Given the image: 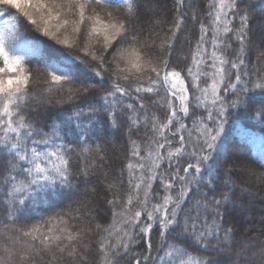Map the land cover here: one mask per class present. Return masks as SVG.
Listing matches in <instances>:
<instances>
[{
    "label": "snow or ice",
    "instance_id": "6c2138e0",
    "mask_svg": "<svg viewBox=\"0 0 264 264\" xmlns=\"http://www.w3.org/2000/svg\"><path fill=\"white\" fill-rule=\"evenodd\" d=\"M139 3L0 0V264H264L231 222L264 152L226 144L238 112L264 124L252 7Z\"/></svg>",
    "mask_w": 264,
    "mask_h": 264
},
{
    "label": "trees",
    "instance_id": "16d2710c",
    "mask_svg": "<svg viewBox=\"0 0 264 264\" xmlns=\"http://www.w3.org/2000/svg\"><path fill=\"white\" fill-rule=\"evenodd\" d=\"M147 0H140L139 7L141 12L145 15V11H143V7L141 4L146 2ZM246 2L251 5L253 19L251 21V25L254 29V35L257 43H259L260 39H264V34L260 33L257 34V29L260 23H264V0H246ZM173 5L174 0H165V11L164 14H167L169 17L173 13ZM203 7V5H202ZM258 25V26H257ZM28 38L34 40H45L39 33L36 32H28L26 33ZM46 50L49 54H53V49L51 48L50 44H45ZM251 60L255 61V54L251 56ZM260 97L255 96L253 100L257 103L260 102ZM57 115V110L55 108L50 109L47 114L46 118L50 120V118H54ZM239 129H247L251 134L254 140L247 136H242L239 134ZM109 139L113 137H119L120 134L115 130H112L110 133L107 134ZM226 144L229 150L231 151L232 155L235 157L236 150L240 151L239 154L244 157L247 163L255 167L254 164L251 162L264 152V124H260L259 122L253 120L249 115L238 112L233 118L230 125L226 128ZM114 143L119 144L123 143V139L120 138L118 140H114ZM257 171H261V169H257ZM242 184L244 182L240 181ZM255 189L257 190V196L254 200H252L251 208L249 209L250 219L255 224L253 228L245 229L243 218L241 217V208L243 207V203L248 201V193L246 191H237L235 199L237 201L236 206L234 207L231 222L236 227V235H237V243L241 241V239L245 238V233L247 232L248 236H261V233H264V184H257ZM259 241H257V244ZM220 261V264H228V257L220 256L217 257Z\"/></svg>",
    "mask_w": 264,
    "mask_h": 264
},
{
    "label": "rangeland",
    "instance_id": "374dc122",
    "mask_svg": "<svg viewBox=\"0 0 264 264\" xmlns=\"http://www.w3.org/2000/svg\"><path fill=\"white\" fill-rule=\"evenodd\" d=\"M143 7V11H145V15L147 17L152 16L154 13L156 15H161L164 14V11L166 9L165 7V0H147L146 2H143V4H141ZM258 26V25H257ZM260 33L264 34V23H260L257 29V34L259 35ZM240 151L236 150V155L235 157L247 162L244 157H242V155L239 154ZM242 181L244 182V184H246L247 186H249L250 190L246 191L245 193H248L247 197H248V201H245L243 203V207L241 208V217L243 218V220H245L244 225H245V229H249V228H253L255 226V224L252 222V220L249 218L250 214H249V209L252 207V200L255 199V197L257 196V190L255 189L257 184L251 183L250 181H247V178L242 177Z\"/></svg>",
    "mask_w": 264,
    "mask_h": 264
}]
</instances>
